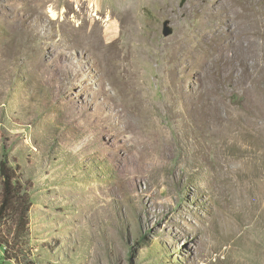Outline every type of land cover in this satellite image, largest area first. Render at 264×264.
<instances>
[{
  "label": "rangeland",
  "instance_id": "obj_1",
  "mask_svg": "<svg viewBox=\"0 0 264 264\" xmlns=\"http://www.w3.org/2000/svg\"><path fill=\"white\" fill-rule=\"evenodd\" d=\"M3 160L0 264H264V0H0Z\"/></svg>",
  "mask_w": 264,
  "mask_h": 264
},
{
  "label": "trees",
  "instance_id": "obj_2",
  "mask_svg": "<svg viewBox=\"0 0 264 264\" xmlns=\"http://www.w3.org/2000/svg\"><path fill=\"white\" fill-rule=\"evenodd\" d=\"M0 172L3 178V194L0 197V228L9 222L14 227L10 228L11 230H20L24 227V220L29 217L30 195L25 190V184L18 178L17 169L10 167L8 160L1 161ZM6 220L8 221L5 222ZM2 244L0 241V249ZM8 253L7 249L6 254Z\"/></svg>",
  "mask_w": 264,
  "mask_h": 264
},
{
  "label": "bare ground",
  "instance_id": "obj_3",
  "mask_svg": "<svg viewBox=\"0 0 264 264\" xmlns=\"http://www.w3.org/2000/svg\"><path fill=\"white\" fill-rule=\"evenodd\" d=\"M119 7V6H118ZM120 9V8H119ZM111 10V9H110ZM125 11V9H124V6L123 7H121V10H120V12L121 11ZM112 12V11H111ZM97 14V13H96ZM95 14V15H96ZM118 14V13H117ZM116 14V15H117ZM92 15V14H91ZM94 15V14H93ZM119 15V14H118ZM110 16V15H109ZM121 16V15H120ZM91 17V16H90ZM107 17V16H106ZM120 19V18H119ZM80 23V22H79ZM103 44V43H102ZM108 68V67H107ZM108 71H109V68L107 69ZM119 69H111V71L110 72H108V71H105V79H106V81H108V83L110 84V86H112L114 89H115V92H112V96H114L115 98H117V96H118V94L119 93H121V92H123V89L127 86V84H126V86H124L125 85V83L123 84L122 83V73H120L119 71H118ZM123 70V69H122ZM123 73H125V72H123ZM125 76V75H124ZM122 78V79H121ZM124 82V81H123ZM129 93V92H128ZM112 101V100H111ZM114 102V101H113ZM112 102V103H113ZM113 104H115V103H113Z\"/></svg>",
  "mask_w": 264,
  "mask_h": 264
},
{
  "label": "water",
  "instance_id": "obj_4",
  "mask_svg": "<svg viewBox=\"0 0 264 264\" xmlns=\"http://www.w3.org/2000/svg\"><path fill=\"white\" fill-rule=\"evenodd\" d=\"M169 20H166L164 22V28H163V32L165 35H170L173 32V29L169 26Z\"/></svg>",
  "mask_w": 264,
  "mask_h": 264
}]
</instances>
